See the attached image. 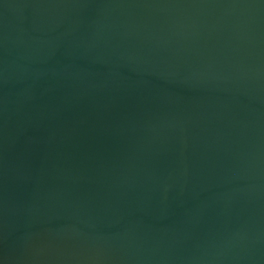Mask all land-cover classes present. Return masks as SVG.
I'll use <instances>...</instances> for the list:
<instances>
[{"label": "water", "instance_id": "obj_1", "mask_svg": "<svg viewBox=\"0 0 264 264\" xmlns=\"http://www.w3.org/2000/svg\"><path fill=\"white\" fill-rule=\"evenodd\" d=\"M0 264H264V0H0Z\"/></svg>", "mask_w": 264, "mask_h": 264}]
</instances>
